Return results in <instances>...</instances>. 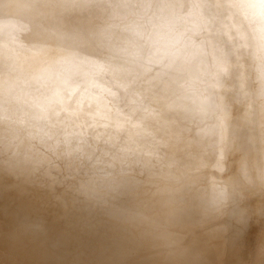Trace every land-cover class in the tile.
Returning a JSON list of instances; mask_svg holds the SVG:
<instances>
[{"label": "clouds", "instance_id": "9594fccd", "mask_svg": "<svg viewBox=\"0 0 264 264\" xmlns=\"http://www.w3.org/2000/svg\"><path fill=\"white\" fill-rule=\"evenodd\" d=\"M0 264H264V0H0Z\"/></svg>", "mask_w": 264, "mask_h": 264}]
</instances>
